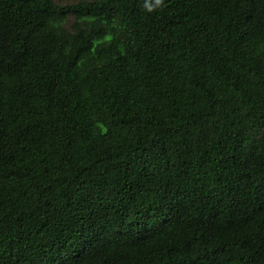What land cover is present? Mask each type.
<instances>
[{"label":"trees","instance_id":"obj_1","mask_svg":"<svg viewBox=\"0 0 264 264\" xmlns=\"http://www.w3.org/2000/svg\"><path fill=\"white\" fill-rule=\"evenodd\" d=\"M0 264H264V0H0Z\"/></svg>","mask_w":264,"mask_h":264},{"label":"rangeland","instance_id":"obj_2","mask_svg":"<svg viewBox=\"0 0 264 264\" xmlns=\"http://www.w3.org/2000/svg\"><path fill=\"white\" fill-rule=\"evenodd\" d=\"M80 0H55L56 3L61 4V5H68V4H73V3H77ZM73 17L71 15H69L66 19L65 22V26L68 28V26L70 25V23L72 22Z\"/></svg>","mask_w":264,"mask_h":264}]
</instances>
